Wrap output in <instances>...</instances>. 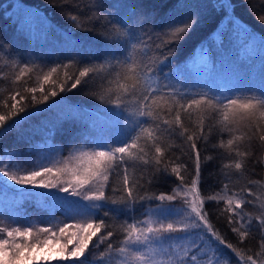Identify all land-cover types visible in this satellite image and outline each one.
I'll use <instances>...</instances> for the list:
<instances>
[{"label": "trees", "instance_id": "obj_1", "mask_svg": "<svg viewBox=\"0 0 264 264\" xmlns=\"http://www.w3.org/2000/svg\"><path fill=\"white\" fill-rule=\"evenodd\" d=\"M190 4L197 8L191 14L192 7L187 8ZM230 17L248 30L246 40L254 37L264 45V0H0V116L5 117L0 125V156H13L22 168L29 169L38 166L49 148L59 158L69 160L81 152L110 151L133 141L137 145L132 150L137 159L124 157L134 164L124 165L130 181L139 178L138 186L132 185L138 197L135 204L109 203L126 195L115 190L119 181L112 175L104 188L109 202L89 201L94 215L88 221L94 225L105 222L113 235L105 236L101 228L89 242L82 261L65 255L59 261L38 264H117L128 226L139 228L152 209L166 207L168 200L155 197L179 192L180 176L184 177L185 189L191 187L189 179L196 180L195 152L185 138L189 134L200 152L194 191L204 201L217 235L231 243L239 255L226 248L228 253L245 264L241 256H264V227L259 226L264 215V139L260 127L264 125V98L255 90H247L249 87L234 89L232 84L228 94H218L188 79V65L202 50L208 51L215 64L210 44L227 19V26L232 24ZM179 27L186 30L179 33ZM228 34L225 31L223 36ZM229 56L217 60L221 63ZM240 58L247 57L237 55V60L246 63ZM145 64L152 65L148 71L155 72L153 80L160 92L154 97L157 105L153 116H140L138 97L129 95L135 82L132 70L142 74ZM247 65L245 77L256 76L254 64ZM85 68L92 71L81 77ZM258 72L261 76L250 82L255 87L256 81L264 85V72ZM75 79L81 84L72 88ZM61 86L66 90L60 91ZM53 90L57 92L54 97ZM193 99L201 104L188 108ZM231 99L238 105H254L249 110L252 115L240 109L234 122L231 113L230 120L225 121L223 106ZM173 112L180 113L181 121L164 125L162 121L171 120ZM6 125L5 132L2 129ZM141 128L150 129L152 138ZM157 144L161 153L155 152ZM236 163L240 169L235 168ZM99 187L85 185L75 199L54 198L61 203L57 206L47 192L16 191L0 183V193L13 200L11 206L0 208V239H10L8 231L30 228V237L16 236L14 242L35 244L37 229L59 230L65 222H81L80 217H70L66 204L77 205L82 195H94ZM213 196L216 199H211ZM229 198L233 204L239 201L242 209L229 211ZM233 227L238 231H232ZM109 241L113 242L111 253L100 260L108 251Z\"/></svg>", "mask_w": 264, "mask_h": 264}, {"label": "snow or ice", "instance_id": "obj_2", "mask_svg": "<svg viewBox=\"0 0 264 264\" xmlns=\"http://www.w3.org/2000/svg\"><path fill=\"white\" fill-rule=\"evenodd\" d=\"M186 29L184 27H179L178 32L183 33ZM128 41H125L127 44ZM171 51V49H168ZM161 55H166L165 52H161ZM152 67L151 64H145L142 74H137L135 69H133V73L135 75V82L132 84V91L129 93L131 96H137V111L140 116H153V110L156 108L157 101L154 97L160 96V92L156 90L155 82L153 80V76L155 72H149L148 68ZM55 71V69H53ZM92 69L85 68L84 71L80 72L81 77H86ZM45 81L49 79V77L45 76ZM143 80V85L139 84V81ZM87 83V81H85ZM81 84L80 79H75L74 82L70 85L72 88H76ZM65 87L61 86L60 91H65ZM122 90L124 92H129L127 87L122 86ZM31 91L35 92L36 89H31ZM57 92L55 90L51 91V96H56ZM48 97L45 96L44 99ZM141 103L143 104V109L140 108ZM211 104V101L208 102ZM201 104L200 100L193 99L190 104L187 105L188 108H192L194 105L199 106ZM119 106V101L117 103ZM181 109L185 106L183 104L179 105ZM255 106L251 104L238 105L235 99H231L227 104L223 106L224 119L225 121L231 119L234 122L235 119L239 116V110H245L249 116L252 115V112L249 111L253 109ZM23 110L22 108L20 109ZM172 119H164L162 123L164 125H174L181 121V115L179 112H173ZM242 118V117H241ZM154 119H158V117H154ZM5 120L4 116H0V125H3ZM8 125L4 126L2 129L6 132ZM262 129L261 138L264 139V125L260 126ZM184 130L187 131V125L183 126ZM141 132L145 133L148 138H152V132L150 129L141 128ZM190 141L189 147L190 150L195 152L194 160L195 167L193 169V175L196 176V180L189 179L187 182L191 185L190 188L185 189L183 184L185 182L184 177L180 176L177 169H172L177 176H180L181 186L180 191L173 195H159L155 197V199L159 201H172L177 199L181 193H184V200L188 204V223H183L182 227L176 229L173 227V224L169 223L165 231L168 233L174 234L177 231L184 232L186 230L192 228H199L208 233L212 238L215 237V241L224 245L226 248L231 249L232 252L239 255L237 249L233 247L231 243L225 242L217 232L215 231L213 224L209 220L205 210H204V201L199 199L198 194L194 191L196 188V181L199 180V164H200V152L197 150V142L193 139L192 134H189L185 137ZM137 147L135 141H133L130 145L125 147H119L111 149L110 151H94L91 153H84L78 159L81 161L80 165L77 167H65L61 170L62 173L71 176V179L64 182L62 185L52 182H46L44 180H38V177H43L45 174H52L51 168H45L43 172L41 171H33L30 175L19 176V175H10L8 170L0 169V173L4 176L8 177L12 181H14L18 185L22 186H32L36 188H44V189H57L63 193H69L72 197L81 196V189L85 185L95 184L99 185V189L96 191L94 195H85L83 199L88 201H98L103 202L107 201L105 197L104 188L108 184L109 175L114 177L115 181H119V184L116 186V191L126 193V195L121 196L119 200H111L109 203L115 205H125V204H135L136 199L138 197L135 196L133 191V184L138 186V177L130 181L128 168L124 167L125 164H128L129 167H133L134 164H129V161L124 159V157L132 158L133 160L137 159L133 154V149ZM141 151H143L141 149ZM155 152L161 153V147L157 144L155 146ZM119 154V160L117 159V155ZM115 161V164L113 162ZM145 163H151V161H145ZM161 163L160 158L156 159V164L159 165ZM236 169H240L241 165L239 163L235 164ZM166 170V169H165ZM243 191V189H242ZM191 194V199H189L188 194ZM251 193H249V196ZM211 199H216L215 196L211 197ZM223 199V197H221ZM230 208L242 209V204L237 201L233 204V200L231 198L227 201ZM75 214H80L78 211L74 212ZM105 215H108L105 213ZM239 215V213H237ZM235 219V216L233 217ZM259 226L264 227V215L261 216L259 220ZM69 225H65L64 227L59 228V232H53L50 228L41 229L44 233H50L49 240H58L59 237H62L68 231ZM101 228L105 229V236L111 237L113 232L110 228H108L105 222H100L99 224L87 223L85 225L78 226L76 231L71 234L69 237L68 243H72L75 240V247L73 250L68 253L71 257L76 258L78 261L84 260L86 257L85 251L88 248L89 242L92 240L93 236L96 235L97 232L101 230ZM128 236L127 239L124 240L125 245L137 246V245H147L149 243L150 237L148 234L155 232H160V229H153L151 227L146 230L138 228L136 225L131 224L128 226ZM232 231H238L236 227L232 228ZM32 235V230L30 228L26 229L24 232H20L19 229L8 231L7 236L10 239H0V264H38L40 259L45 261L51 259L53 256L62 255L66 252V247H61L60 249H47L44 248L43 245L48 243L47 240L42 241L40 243L31 244V243H15L14 238L16 236L30 237ZM119 239V236H117ZM99 242H103V238ZM113 246V242L109 241L106 244L107 252L104 253L100 257V260L104 261V257L111 253V249ZM95 247V246H94ZM40 250L37 252V250ZM127 247H119V252H126ZM190 250L188 249L185 253V256L177 257L178 264H190V261L195 262L197 258L195 255H189ZM166 256L173 255L170 252L165 251ZM137 259H144L142 255H137ZM242 260L246 261V264H258L256 258L252 255H248L247 257L241 256Z\"/></svg>", "mask_w": 264, "mask_h": 264}, {"label": "rangeland", "instance_id": "obj_3", "mask_svg": "<svg viewBox=\"0 0 264 264\" xmlns=\"http://www.w3.org/2000/svg\"><path fill=\"white\" fill-rule=\"evenodd\" d=\"M191 7L192 10L189 11L190 14L197 9L196 6L191 4L187 8ZM98 19L100 18L98 17ZM229 20L233 21L232 24L228 27L227 19L225 24L217 32H215L213 42L210 44L211 46L209 51L214 57H216L215 64L213 65L208 51L202 50L193 61V64L190 63L188 65V79H193L197 85H203L202 87L205 88L203 90H209L212 92L217 91L218 94H228L231 90L232 84L234 89L249 87L247 90H255L258 95L264 98V85H259L256 81L257 85L255 87L250 83L254 78L261 76L258 75V71L261 73L264 72V45L262 46L258 39L254 37L246 40V37H249L248 30L231 17ZM225 31H227V33L229 32L228 37L223 36ZM221 43H225L226 45L224 46ZM226 47H231V49L226 50ZM229 53L230 56L227 59L221 61V63H219L220 61L218 62V57ZM237 55L239 57H241V55L247 57L245 59L240 58L246 63L242 64L239 60H237ZM247 64H254L252 71L254 70V74L256 76H250L249 78L245 77V70L248 66ZM212 65L214 69L211 75L209 74L211 77V80L209 81L210 77L207 78V76ZM257 67L261 69L258 70ZM182 85L187 86L186 83H182ZM91 152H81L74 158L64 160L59 158V155L52 148H49L47 153L42 155L40 161L38 162V166L36 168L31 167L29 169L22 168L13 156L5 155L0 156V169L8 170L10 175L26 176L30 175L33 171L43 172L45 168H51L53 170L52 174H45L43 177H38L37 179L62 185L64 182L70 180L71 176L62 173L61 170L65 167H77L81 163L78 157L84 153ZM0 183L16 191L28 193L32 191L47 192L48 196L52 197L51 202L55 203L57 206L61 203L55 199H75V197H72L69 193H63L57 189H44L18 185L2 173H0ZM184 195V193H181L177 199L168 201V203H166V207L162 208L159 206L150 211L147 221L139 228L146 230L151 227L154 230L160 229L161 231H154L153 233L148 234L150 240L147 245H124V247H127L128 250L120 254L121 258L117 261V264H178L177 257L185 256L188 249L190 250V253H188L189 255L191 254L196 256V264H245L235 255H230L224 245L215 241V237L212 238L202 229L192 228L182 233L177 231L171 235L165 231L169 223L173 224V227L176 229L181 228L183 223H188V212L190 209H188V207L182 209L184 205H188L184 200ZM188 196L189 199L192 198L190 193ZM83 197L84 196L82 195V201H77V205L68 203L65 206V208L67 207L70 211V217H80V220L82 221L72 223L65 222L64 225H69L68 231L62 237H59L58 240H49L50 233H44L41 229H37L34 233L35 244L47 240L48 243L43 245L44 248L58 250L61 247H66L67 249L62 255L53 256L47 261L40 259L38 263L59 261L60 259H63V256L65 255H67L66 257L71 258L68 253H70L75 247V240H73L72 243H68L69 237L76 231L78 226L91 223L88 220L94 215V211L92 210L94 207L91 206L92 204L89 203L88 200L83 199ZM12 203V199H8L0 193V208L5 204L11 206L9 204ZM76 211L80 214H75L74 212ZM50 229L53 232H59V230ZM20 238L22 239L21 236ZM39 251L40 250L38 249L37 252ZM165 251L170 252L173 255L166 256ZM137 255H142L144 259H137ZM257 261L258 264H264V256H259ZM190 264H195V262L190 261Z\"/></svg>", "mask_w": 264, "mask_h": 264}]
</instances>
